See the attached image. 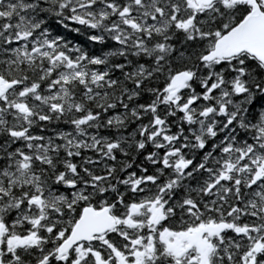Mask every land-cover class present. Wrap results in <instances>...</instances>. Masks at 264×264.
Wrapping results in <instances>:
<instances>
[{
  "label": "snow or ice",
  "instance_id": "obj_1",
  "mask_svg": "<svg viewBox=\"0 0 264 264\" xmlns=\"http://www.w3.org/2000/svg\"><path fill=\"white\" fill-rule=\"evenodd\" d=\"M0 264H264V0H0Z\"/></svg>",
  "mask_w": 264,
  "mask_h": 264
}]
</instances>
